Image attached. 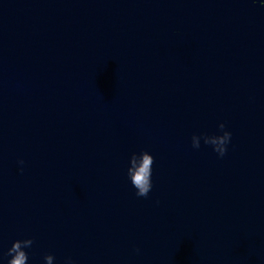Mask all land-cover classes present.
Segmentation results:
<instances>
[{
	"label": "water",
	"instance_id": "water-1",
	"mask_svg": "<svg viewBox=\"0 0 264 264\" xmlns=\"http://www.w3.org/2000/svg\"><path fill=\"white\" fill-rule=\"evenodd\" d=\"M221 122L223 157L192 147ZM28 237L27 264H264L260 0H0V257Z\"/></svg>",
	"mask_w": 264,
	"mask_h": 264
},
{
	"label": "clouds",
	"instance_id": "clouds-1",
	"mask_svg": "<svg viewBox=\"0 0 264 264\" xmlns=\"http://www.w3.org/2000/svg\"><path fill=\"white\" fill-rule=\"evenodd\" d=\"M255 2L256 0H253V3ZM260 2L264 4V0H260ZM218 128L220 130L219 134L193 133L191 136L192 147L196 149L200 148V140L203 139L205 145H211L213 151L218 156L223 157L231 142L232 133L226 130L223 122L218 125ZM18 163L22 165L24 161L19 160ZM153 163L154 157L147 150H141L139 153L133 152L129 157L126 178L135 189V195L138 197H147L152 190ZM20 170L23 171L22 168ZM32 244L33 239L31 237L14 240L4 253V257H7L6 264H27L28 253L26 249L30 248ZM4 257H0V264H5ZM43 259L45 264H54L55 257L49 253ZM64 264H75V261L71 257H66Z\"/></svg>",
	"mask_w": 264,
	"mask_h": 264
}]
</instances>
